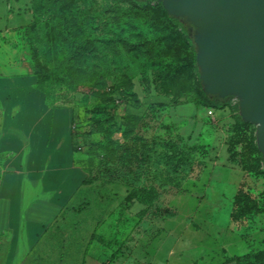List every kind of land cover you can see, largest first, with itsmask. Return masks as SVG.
<instances>
[{
  "label": "rangeland",
  "instance_id": "1",
  "mask_svg": "<svg viewBox=\"0 0 264 264\" xmlns=\"http://www.w3.org/2000/svg\"><path fill=\"white\" fill-rule=\"evenodd\" d=\"M48 1L33 15L36 29L19 28L10 44L32 72L62 60L50 46ZM85 1L110 31L94 29L77 64L83 72L65 77L69 83L45 81L52 102L74 111L75 151L87 174L83 200L64 219L89 224L79 231L94 232L95 244L109 240L111 263L119 243L126 264H236L225 262L263 253L264 161L256 162L255 125L235 124L233 95L222 110L199 104L191 48L159 5L143 16L121 0ZM112 84L118 93L107 95Z\"/></svg>",
  "mask_w": 264,
  "mask_h": 264
},
{
  "label": "crops",
  "instance_id": "2",
  "mask_svg": "<svg viewBox=\"0 0 264 264\" xmlns=\"http://www.w3.org/2000/svg\"><path fill=\"white\" fill-rule=\"evenodd\" d=\"M30 2L0 0V264H126L125 245L111 263L109 240L95 244L94 232L79 231L89 224L64 219L83 200L87 174L72 108L51 104L14 59L12 38L33 22Z\"/></svg>",
  "mask_w": 264,
  "mask_h": 264
},
{
  "label": "water",
  "instance_id": "3",
  "mask_svg": "<svg viewBox=\"0 0 264 264\" xmlns=\"http://www.w3.org/2000/svg\"><path fill=\"white\" fill-rule=\"evenodd\" d=\"M160 1L195 27L205 91L239 99V115L255 125L264 161V0Z\"/></svg>",
  "mask_w": 264,
  "mask_h": 264
},
{
  "label": "trees",
  "instance_id": "4",
  "mask_svg": "<svg viewBox=\"0 0 264 264\" xmlns=\"http://www.w3.org/2000/svg\"><path fill=\"white\" fill-rule=\"evenodd\" d=\"M125 2L130 9L139 12L140 15L146 16L150 14L149 8L155 7L156 5L160 6V11L163 16L164 21L172 28L177 29L178 31L184 33L186 37V42L188 46H190L189 60L191 69L194 70L195 80L194 87L197 91V95L199 98V104L203 107L212 108L215 110H222L229 104V97L220 98L218 96L211 95L205 91V86L200 79L201 70L197 64V47L195 44V27L192 23L187 22L184 18L174 17L168 13L165 7H162L157 0H121ZM68 2V3H67ZM65 3L64 8L57 9L60 5ZM79 3L81 5L79 6ZM31 11L34 17L37 12L41 10L43 6L40 5V0H31ZM49 6V10L52 14V20L50 22V28H48V36L51 38V47L54 48L53 53H57L61 57V61L59 63L52 61L48 64V66H40L34 69V74L37 76V85L38 88L43 91L48 101L51 104H55L52 102L49 96L48 85L45 86V81L48 79H52L51 84L56 81H64L66 84L69 83L68 79H64L65 77H70L71 74L74 76H78L81 72H83L82 68H80L77 64L79 60L85 58L86 56V47L88 45L89 37L93 35L94 29L100 27L101 31L104 33H109L110 29L108 27V23H105V15H94L91 12V6L88 1L85 0H49L47 2ZM43 9V8H42ZM113 17V16H111ZM109 19V18H107ZM99 20L98 24H95L94 21ZM92 21V22H91ZM32 25V24H31ZM32 29H36L33 25ZM188 29H191L188 32ZM38 30V29H37ZM36 30V31H37ZM37 33V32H36ZM92 42H95L94 38H91ZM104 41V40H102ZM110 40H108L109 42ZM126 51L128 53L133 52V46L130 44V40L125 38ZM58 45V46H57ZM136 45L135 47H138ZM81 71V72H80ZM64 79V80H61ZM68 80V82H66ZM73 88V87H72ZM107 95H113L118 93V87L116 84H112L109 86ZM59 104V103H57ZM64 105V104H63ZM73 110V109H72ZM74 113V111H73ZM235 124L237 126L247 127L249 124L245 122L241 116L236 114L234 117ZM250 144L254 147V131L252 129L250 133ZM255 148V147H254ZM256 162H261V155L257 151ZM255 161V160H254ZM85 171V170H84ZM264 173V171H263ZM142 192V189L132 190L128 196L127 200L132 199ZM260 255V256H259ZM264 250L261 254H253L248 253L246 255L234 258L236 264H264Z\"/></svg>",
  "mask_w": 264,
  "mask_h": 264
},
{
  "label": "built area",
  "instance_id": "5",
  "mask_svg": "<svg viewBox=\"0 0 264 264\" xmlns=\"http://www.w3.org/2000/svg\"><path fill=\"white\" fill-rule=\"evenodd\" d=\"M236 101L239 103V99L237 97H235ZM208 115L209 116H212L213 115V111L212 110H209L208 111Z\"/></svg>",
  "mask_w": 264,
  "mask_h": 264
}]
</instances>
